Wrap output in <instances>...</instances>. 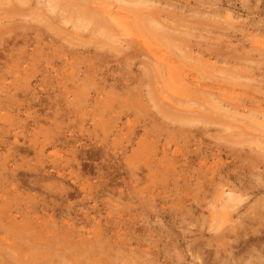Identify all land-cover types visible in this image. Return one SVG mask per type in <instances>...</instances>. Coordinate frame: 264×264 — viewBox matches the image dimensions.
<instances>
[{"label": "rangeland", "instance_id": "1", "mask_svg": "<svg viewBox=\"0 0 264 264\" xmlns=\"http://www.w3.org/2000/svg\"><path fill=\"white\" fill-rule=\"evenodd\" d=\"M0 264H264V0H0Z\"/></svg>", "mask_w": 264, "mask_h": 264}, {"label": "bare ground", "instance_id": "2", "mask_svg": "<svg viewBox=\"0 0 264 264\" xmlns=\"http://www.w3.org/2000/svg\"><path fill=\"white\" fill-rule=\"evenodd\" d=\"M85 14L86 15H90V16H92V18L94 19V20H99L100 18L99 17H101V18H103V20L102 21H108V20H106L104 17H103V15H108V14H103L102 13V11H100L99 10V8H97L96 6L95 7H88V9H87V12H85ZM111 19V18H110ZM112 20V19H111ZM109 22H111V21H108V23ZM158 65H160V62L158 61V60H154V64H153V71H154V73H155V75H157V72L159 71V66ZM167 70H169L168 68H167ZM167 104V103H166ZM168 106V105H167ZM170 108H173V107H170ZM161 110L163 111V114L164 115H171V114H169V113H167L166 111H164L165 109L163 108V107H161ZM177 110V109H176ZM169 112V111H168ZM172 113V112H171ZM173 114V113H172ZM221 194H224V192H221ZM222 197V201H224V204H230V205H227V209H231V208H233V205H232V203H235V202H239V201H241L240 200V198L239 197H236V196H234L233 194H231V193H228L225 197H223V196H221ZM224 209H225V206H224ZM225 211V210H224ZM222 215H224L225 216V214L223 213ZM220 220H222V219H220Z\"/></svg>", "mask_w": 264, "mask_h": 264}]
</instances>
